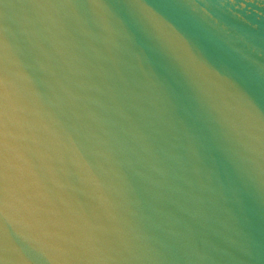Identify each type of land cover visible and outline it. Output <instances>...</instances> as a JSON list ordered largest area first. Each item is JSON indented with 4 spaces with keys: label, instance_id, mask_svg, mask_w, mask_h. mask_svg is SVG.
Here are the masks:
<instances>
[{
    "label": "water",
    "instance_id": "obj_1",
    "mask_svg": "<svg viewBox=\"0 0 264 264\" xmlns=\"http://www.w3.org/2000/svg\"><path fill=\"white\" fill-rule=\"evenodd\" d=\"M0 264H264V0H0Z\"/></svg>",
    "mask_w": 264,
    "mask_h": 264
}]
</instances>
